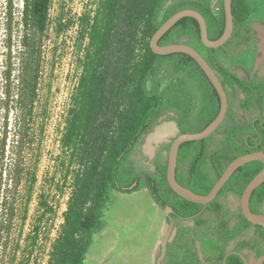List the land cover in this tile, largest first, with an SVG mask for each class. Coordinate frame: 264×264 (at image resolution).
<instances>
[{
    "label": "trees",
    "instance_id": "obj_1",
    "mask_svg": "<svg viewBox=\"0 0 264 264\" xmlns=\"http://www.w3.org/2000/svg\"><path fill=\"white\" fill-rule=\"evenodd\" d=\"M50 3L51 0H25V26L42 33L48 22ZM231 7L234 29L241 31V34L233 32L232 37L247 42L250 30L243 21L247 6L232 0ZM183 9L196 10L204 17L210 40L221 35L224 27L222 2L215 14L209 4L196 0H101L91 21L89 16L82 24V32L88 40L87 49L61 138L62 151L76 164V169L71 171V194L60 232L51 245L48 264H83L111 190L130 194L146 189L160 210L172 209L174 218L192 219L203 210L214 214L217 218L214 232L203 233L198 238L206 262L211 256L218 255L215 264H222L224 249L221 242L226 244L241 229L253 227L240 214L225 213L217 198L226 193L240 196L262 169L258 161L236 170L216 199L206 206L183 200L167 186L163 151L168 152L169 145L161 146L156 152L153 174L138 173L129 166L134 148L164 111L175 114V123L182 134L202 131L219 111L216 92L190 57L183 54L157 56L151 52L152 35L169 17ZM186 38L201 45L198 25L190 18L177 22L158 44L180 43ZM227 44L216 51L201 46L206 52V60L219 75L228 101L230 88L243 94V108L254 102L264 103V82L246 81L217 60V51H226ZM164 70L171 82L161 87L159 74ZM229 115L227 112L226 118ZM218 130H222L223 135L222 145L217 150L207 151L210 136L182 144L178 152L176 181L197 195H206L236 157L261 148L254 144L264 140V116L244 125L223 127L222 123ZM14 138L10 163L5 165L3 156L0 158V176L5 172L8 177L0 203V229L8 240L15 227L18 189L24 182L29 192L35 183V168L29 164L34 154L30 150L32 139L25 129L22 133L20 127ZM134 182L136 186L132 190L123 189ZM263 203L264 183L252 192L250 211L260 213ZM38 206L43 208L45 204L39 202ZM232 221L237 223L231 229ZM203 223V220H194L197 227ZM216 233L218 236L213 237ZM231 257L226 258V264L230 263Z\"/></svg>",
    "mask_w": 264,
    "mask_h": 264
},
{
    "label": "rangeland",
    "instance_id": "obj_2",
    "mask_svg": "<svg viewBox=\"0 0 264 264\" xmlns=\"http://www.w3.org/2000/svg\"><path fill=\"white\" fill-rule=\"evenodd\" d=\"M196 1L209 4L215 14L221 4V0ZM236 2L247 6L243 21L254 31L247 34V42L232 37L226 51H217L216 57L232 73L259 83L264 81V48L254 27L264 30V0ZM24 3L25 0H0V158L3 156L5 165L10 163L14 135L19 127L22 133L25 129L32 139L30 150L34 154L29 164L35 168V183L29 192L24 182L18 189L17 216L9 240L0 229V264H48L51 245L60 232L71 194V171L76 169V164L62 151L61 138L87 49L82 24L89 16L91 21L101 0H51L42 33L25 26ZM233 32L241 34L240 29ZM182 41L205 58L206 52L197 42L188 38ZM159 78L161 87L171 82L166 70ZM228 93L230 115L223 127L248 124L264 109V103L243 108V95L230 88ZM162 116L176 121L171 111H164ZM222 135L223 131L217 130L211 136L208 152L221 147ZM143 139L144 136L134 148L129 166L138 173L153 174L154 155L142 151ZM166 156L164 151V163ZM7 184L4 172L0 176V203ZM39 202L45 207L40 208ZM217 202L224 212L239 213V196L226 193ZM260 212L264 214V203ZM200 218L205 221L201 227H195L190 220L174 222L163 264H204L197 256L195 238L200 232L211 230L215 219L209 212ZM163 221V211L152 204L146 189L130 194L111 190L83 264H155Z\"/></svg>",
    "mask_w": 264,
    "mask_h": 264
},
{
    "label": "water",
    "instance_id": "obj_3",
    "mask_svg": "<svg viewBox=\"0 0 264 264\" xmlns=\"http://www.w3.org/2000/svg\"><path fill=\"white\" fill-rule=\"evenodd\" d=\"M223 14H224V27L221 35L216 40H210L207 33V24L204 17L196 10L193 9H183L174 13L169 17L152 35L149 46L151 52L157 56H168L172 54H183L190 57L196 65L200 68L204 76L209 81L210 85L216 92L219 99V111L216 117L200 132L197 133H180L176 123V133L173 136H164L154 142V147L156 149L161 145H169V149L166 156V183L169 189L178 197L186 200L188 202L198 204L201 206H206L213 202L221 188L233 175V173L253 161H258L262 164V169L249 181V183L244 188L243 192L239 197V209L242 217L254 226H259L264 229V214L263 213H253L249 209V199L252 192L264 183V152L263 150H258L255 152L247 153L236 157L231 161L224 169L223 173L214 183L210 191L206 195H197L187 188L183 187L176 181V167L178 152L180 146L185 143L201 141L212 136L226 118L228 112L229 101L228 95L225 88L222 86L221 80L217 72H215L208 61L192 46L181 41L180 43L159 45L158 42L161 37L167 33L177 22L183 18H190L194 20L198 25L199 30V40L201 45L205 49L218 50L223 47L232 38L234 31L233 15H232V0H221ZM240 77V76H239ZM159 120V119H158ZM157 120V121H158ZM145 136V135H143ZM142 136V137H143ZM155 149V150H156ZM159 149V148H158ZM157 150L154 151V156ZM136 186L134 182L131 186L123 188L125 190H132ZM164 217L166 218V229L163 233L162 240L159 245V255L155 260V264H162L167 251V244L173 233V223L171 220V214L173 213L170 207H165L163 210ZM264 260V256L259 258L255 264H261ZM225 263V260H224Z\"/></svg>",
    "mask_w": 264,
    "mask_h": 264
},
{
    "label": "flooded vegetation",
    "instance_id": "obj_4",
    "mask_svg": "<svg viewBox=\"0 0 264 264\" xmlns=\"http://www.w3.org/2000/svg\"><path fill=\"white\" fill-rule=\"evenodd\" d=\"M253 31L254 30H250V33H252ZM262 82H264V81H262ZM243 99H244V96H243ZM253 104L256 106V105L262 104V103H257L256 104V102H254ZM253 104H252V107H255ZM263 110L261 111V114L259 116L253 117V119L249 123H253L255 120H257L259 118H262L264 116V114L262 115ZM257 145L261 146V148L259 150H263V148H264V140H262V142L261 141H257L254 144V146H257ZM163 153H164V151H163ZM154 158H155V156H154ZM228 194H232V193H228ZM232 195H234V194H232ZM234 196H237V195H234ZM207 212L208 211L203 210L200 213H198L192 219H182V218H178V217L174 218V217H172V215H173V213H172L170 216H171V220H172V223H173V230H174V222L175 221L182 222V221L190 220V221H192V223L194 225V220H197V221L198 220H203V218H200V216H202L204 213H207ZM225 213H232V214H240L241 215L240 209H239V213H234V212H225ZM210 214H212V213H210ZM212 215L214 216V219H215L214 227L211 230L200 232L195 238V249H196V252H197V256H198L199 259L202 260V262L204 264H215V262L217 261V257H219L218 255L211 256L210 257V261L206 262L204 260L203 256H202V254H201L200 244L198 242V238L200 237L201 234L214 232V228L216 226L217 218H216V216L214 214H212ZM165 220H166V218H165ZM236 223H237L236 221H232L230 223V228L231 229L234 228ZM204 224H205V221H204L203 225ZM203 225H201V226H203ZM201 226H198V227H201ZM195 227H197V226H195ZM217 236H218L217 233L213 234V237H217ZM221 243H222V249H224V256L222 258V264H226V258L229 257V256L230 257L233 256V257H231V259L229 261L230 262L229 264H255L256 261L259 258L264 256V229L261 228V227L260 228L256 227L254 225H253V227L252 226L251 227H246L244 229H241V231L238 232L234 236L233 239L227 241L226 244H224L223 242H221ZM231 244H233L232 248H230ZM217 253L219 254V252H217ZM224 260H225V263H224ZM261 264H264V260L261 261Z\"/></svg>",
    "mask_w": 264,
    "mask_h": 264
},
{
    "label": "bare ground",
    "instance_id": "obj_5",
    "mask_svg": "<svg viewBox=\"0 0 264 264\" xmlns=\"http://www.w3.org/2000/svg\"><path fill=\"white\" fill-rule=\"evenodd\" d=\"M254 28L257 31L258 37L261 41V47L264 48V30L259 28V26H255ZM156 123L158 124H156L152 130L147 132L142 142V151L147 155L150 154V156L153 155V152L156 149V147L153 145L154 142L160 140V138H163L166 135L173 136L176 133L174 122L166 120L165 116L161 115Z\"/></svg>",
    "mask_w": 264,
    "mask_h": 264
},
{
    "label": "crops",
    "instance_id": "obj_6",
    "mask_svg": "<svg viewBox=\"0 0 264 264\" xmlns=\"http://www.w3.org/2000/svg\"><path fill=\"white\" fill-rule=\"evenodd\" d=\"M226 50V49H225ZM244 125V124H242ZM152 204L158 209V207L152 202ZM163 224H164V227H163V233L165 231V228H166V220H165V217H164V221H163ZM186 259H188L187 257H185ZM163 264V263H162Z\"/></svg>",
    "mask_w": 264,
    "mask_h": 264
}]
</instances>
